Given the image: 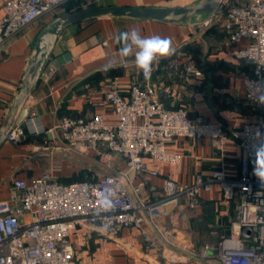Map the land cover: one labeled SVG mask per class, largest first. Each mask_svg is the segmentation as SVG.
<instances>
[{"label": "crops", "instance_id": "1", "mask_svg": "<svg viewBox=\"0 0 264 264\" xmlns=\"http://www.w3.org/2000/svg\"><path fill=\"white\" fill-rule=\"evenodd\" d=\"M199 0H66L36 22L23 28L0 47V130L10 119L14 101L35 53L38 37L61 12H72L91 4L127 6H182ZM0 0V17L5 12ZM138 28L142 35L170 38L172 52L154 63L150 79L137 70L134 57L121 58L119 45L113 41L122 31ZM248 39L232 44L221 23L204 27L195 18L187 22H168L128 17H98L68 25L58 38L51 58L35 89L30 94V113L36 112L41 124L51 128L64 116L89 118L101 113L107 123L118 121L117 113L104 98L108 83L117 80L122 94L132 80L149 81L162 88L160 98L168 107L183 108L191 118L206 117L225 127L240 129L250 121H260L264 129V110L255 109L245 99L243 79L252 72V63L240 60L233 49L244 48ZM175 60L177 64L175 65ZM191 61L200 75L188 81L182 71ZM174 64L175 66H172ZM53 71H52V70ZM17 121V120H16ZM51 133H32L19 143L5 141L0 148V200L7 199L14 178L30 183L45 170L57 168L55 175L64 182L88 179L94 172L117 173L125 162L98 157L93 151L77 153L67 149L66 142L51 138ZM167 149L182 155L178 166L146 157L147 190L154 197L168 177L182 184L194 182L198 173L221 167L232 175L240 174L241 160L250 152L237 141L225 151L215 147L207 137H176ZM143 178L139 175L136 181ZM155 190V191H153ZM237 200L224 201L218 183L203 189L195 208L169 205L159 218L160 230L147 218L144 229L155 244L149 245L139 229H125L119 241L88 235V228H79L72 236L78 254L89 264H221L213 247L223 235L231 232L236 218ZM192 250L207 255H193Z\"/></svg>", "mask_w": 264, "mask_h": 264}, {"label": "built area", "instance_id": "2", "mask_svg": "<svg viewBox=\"0 0 264 264\" xmlns=\"http://www.w3.org/2000/svg\"><path fill=\"white\" fill-rule=\"evenodd\" d=\"M64 1L5 0L0 47ZM217 23L225 27L232 44L248 39V45L233 49V54L252 63V74L243 79L245 99L255 109L264 110L257 100L261 92L257 85H264V0H219L202 25ZM182 73L186 81L192 74H201L189 60ZM126 87L129 96L122 94L117 80L110 81L104 90L106 103L118 116L115 124L96 113L89 118L64 115L46 128L36 112L30 113L29 95L25 101L28 115L12 124L7 141L19 143L28 131H48L51 138L65 141L67 149L80 154L91 150L108 165L111 161L125 162L127 167L117 173L94 172L88 179L73 182L59 180L57 168L45 170L30 183L14 178L9 197L0 200V264H89L78 254L72 236L84 227L88 235L97 233L117 242L123 230L137 228L144 241L154 245L143 227L145 219L160 230L159 218L169 205L195 208L202 190L215 183L220 185L224 201L237 200V215L231 232L213 247L214 255L221 264H264V189L253 176L248 157L242 158L238 176L221 167L198 173L190 184L168 177L157 197L147 190L146 176L157 174L147 167L146 157L181 164L182 155L166 146L176 137H207L220 151L235 140L250 152L251 134L263 129L262 123L250 121L240 129L225 127L206 117L191 118L183 108L166 106L160 98L162 88L155 83L134 79ZM139 175L143 178L136 181ZM106 198L112 201V210H105ZM191 253L207 255L205 251Z\"/></svg>", "mask_w": 264, "mask_h": 264}, {"label": "water", "instance_id": "3", "mask_svg": "<svg viewBox=\"0 0 264 264\" xmlns=\"http://www.w3.org/2000/svg\"><path fill=\"white\" fill-rule=\"evenodd\" d=\"M219 0H199L182 6H127L91 4L72 12H61L52 20L38 37L35 53L30 61L17 94L13 110L4 129L0 130V148L7 139V132L17 120L21 122L28 115L25 101L35 89L45 67L47 66L54 46L64 29L75 22L98 17H128L134 19H153L168 22H187L196 19L202 23L215 9Z\"/></svg>", "mask_w": 264, "mask_h": 264}, {"label": "clouds", "instance_id": "4", "mask_svg": "<svg viewBox=\"0 0 264 264\" xmlns=\"http://www.w3.org/2000/svg\"><path fill=\"white\" fill-rule=\"evenodd\" d=\"M113 41L119 45L121 58L134 57V65L144 78L150 79L154 63L158 57H166L172 52L170 38L159 35L144 36L138 28L122 31L114 36ZM261 92L257 100L264 105V85H257ZM250 156L253 164V176L264 189V129H257L251 134ZM105 210H112L114 205L110 199L104 200Z\"/></svg>", "mask_w": 264, "mask_h": 264}, {"label": "trees", "instance_id": "5", "mask_svg": "<svg viewBox=\"0 0 264 264\" xmlns=\"http://www.w3.org/2000/svg\"><path fill=\"white\" fill-rule=\"evenodd\" d=\"M253 72V71H252ZM252 72L249 74V75H251L252 74Z\"/></svg>", "mask_w": 264, "mask_h": 264}]
</instances>
